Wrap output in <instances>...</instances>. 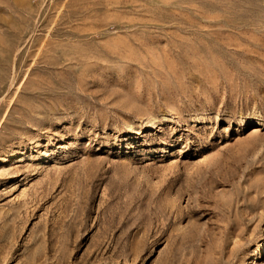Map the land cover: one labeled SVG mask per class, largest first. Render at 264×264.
I'll return each instance as SVG.
<instances>
[{"label":"rangeland","instance_id":"obj_1","mask_svg":"<svg viewBox=\"0 0 264 264\" xmlns=\"http://www.w3.org/2000/svg\"><path fill=\"white\" fill-rule=\"evenodd\" d=\"M0 264H264V0H0Z\"/></svg>","mask_w":264,"mask_h":264}]
</instances>
